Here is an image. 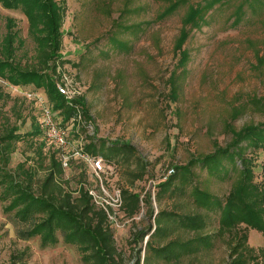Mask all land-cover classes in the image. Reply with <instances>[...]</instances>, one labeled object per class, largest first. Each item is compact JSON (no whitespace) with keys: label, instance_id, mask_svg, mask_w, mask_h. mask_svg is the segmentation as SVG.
Here are the masks:
<instances>
[{"label":"rangeland","instance_id":"1","mask_svg":"<svg viewBox=\"0 0 264 264\" xmlns=\"http://www.w3.org/2000/svg\"><path fill=\"white\" fill-rule=\"evenodd\" d=\"M172 1H59L64 15L62 50L57 54L60 58L55 60L56 66L52 63L49 70L43 71L55 87L67 83L75 95L65 97L66 100L83 103L89 115L87 121L81 119L80 126L73 130L72 144L65 150L68 155L81 146L84 148L93 138L95 142L132 145L141 160L139 164L112 168L101 180L91 175L88 163L79 157H70L71 165L64 166L69 189L85 186L95 191L98 195L95 202L100 207L107 203L113 206L117 191L122 189L141 194L144 202L138 216L130 219L113 207L110 218L125 264H136L134 250L139 248H142L141 264L144 263L145 243L135 244L134 235L153 224L158 211L196 212L186 199L156 200L157 186L168 172L215 148L225 147L232 137L228 128L236 132L264 120L251 103L252 99H264V62L258 61L264 59L262 23L246 12L244 20L232 27L233 19L229 17L237 5L233 1L230 6L210 13L208 24L192 29L188 19L185 20L186 7L166 15ZM188 2L195 5L204 0ZM141 5L146 7L145 11L131 16L129 22L144 23L146 32L128 55L113 53L109 59H103V54L108 52V36L116 30V22L122 23L127 17L125 10H135ZM37 17V10L9 9L0 1V41L7 33V21L14 22V31L24 42L17 51L18 60L30 68L38 66V54L47 44L41 41L44 32L36 37L30 33L31 18L39 30L43 29L42 19ZM38 96L49 105L45 87H14L0 79V130L17 128L15 134L21 138L7 161L0 159L1 174L15 173L27 159L28 165L35 163V149L45 142L42 137L28 135L42 118L43 102ZM241 108H245L244 112L233 119V112ZM56 117L61 121L58 112ZM44 151L49 154L53 150L46 145ZM261 155L258 153L257 164ZM142 165L145 176L135 180L134 175L141 172ZM36 170L34 179L38 182L44 170L40 166ZM254 173L255 181H259V169L255 168ZM3 189L0 185V264H85L78 247L64 243L61 237L58 245L42 247L40 237L29 235L35 221L21 223L14 213L6 212L10 200H1ZM34 189L37 190L35 186ZM230 189V184H215L211 193L223 198ZM258 216L264 227V211ZM217 226L214 216L206 233H215ZM247 233L248 246L258 256L259 263L264 264V233L251 229ZM224 237L213 250L179 264H223L228 257L229 239L228 235Z\"/></svg>","mask_w":264,"mask_h":264},{"label":"trees","instance_id":"2","mask_svg":"<svg viewBox=\"0 0 264 264\" xmlns=\"http://www.w3.org/2000/svg\"><path fill=\"white\" fill-rule=\"evenodd\" d=\"M0 1L9 9L23 7L26 11L37 10V18L41 17L43 29L39 30L31 18L30 33L36 37L39 32H44L45 36L41 41L47 43L38 54V66H22L17 51L23 48L24 42L18 32L14 31V22L8 20L7 33L0 41V79L14 87H45L49 105L56 115L58 112L62 117L60 125L70 128L71 140V134L75 127L80 126L81 119H89L88 112L78 100L67 101L50 78L43 74V71L51 68L52 63L53 67L56 66L54 62L60 58L57 54L62 50L64 15L61 12L63 8L59 6L61 0ZM233 1L237 5L229 17V20L233 19L232 27L244 20L246 12L264 26V0H204L195 5L189 4L188 0H173L165 13L170 15L186 7L185 20L188 19V26L200 29L209 23L210 13L219 11L220 7L230 6ZM145 9L141 5L135 10H125L124 15L128 19L123 18L122 23L116 22V30L108 36V52L103 54V59H109L113 53H131L146 30L144 23L133 24L129 21L131 16L139 15ZM126 36L130 38L122 39ZM258 61L263 63L264 59L259 58ZM251 103L264 116V99H252ZM244 110L245 108L235 110L233 119L239 117ZM17 130H0V159L3 158L4 162L7 161L8 154L15 151L14 144L21 141L20 136L15 134ZM228 131L232 133V137L225 147L215 148L207 155L190 159L185 165L175 166L158 184V202L164 199H186L196 212L158 211L152 219L153 224L134 235L135 244L145 243L143 264H179L186 258L213 250L227 235L228 257L223 264H260L258 256L248 246L247 230L264 233V227L258 222V215L264 211V120L258 124L245 125L236 132L230 128ZM28 135L32 138L42 137L45 142H41L35 149L36 155L33 158L36 159L35 163L31 162L32 165L27 164V159L11 174H1L0 168V185L4 187L1 200H10L6 212L14 213L21 223L35 221L29 235L40 237L44 248L58 245L61 237L64 243L78 247L85 264H125L124 257L117 248L109 217L114 209L109 207L108 214L96 204L90 194L91 190L85 186L74 191L69 189L63 163L65 152L47 142L41 120ZM91 140L93 141L84 148H79L82 154L102 160L107 166L126 167L141 161L132 145L107 143L105 140L95 142L93 138ZM46 145L53 150L49 154L44 151ZM258 153H262L259 164ZM71 158L67 167L71 165ZM39 166L44 170V176L37 182L34 177ZM255 168L260 171L259 181H255ZM144 170L142 165L141 172L134 175L135 180L144 178ZM215 184H230L228 195L222 198L211 193ZM121 198L120 211L124 216L134 219L140 214L144 202L141 194L122 189ZM214 216L217 217V230L215 233H206ZM181 234L192 237L183 238ZM134 251L136 264H141L142 248Z\"/></svg>","mask_w":264,"mask_h":264},{"label":"built area","instance_id":"3","mask_svg":"<svg viewBox=\"0 0 264 264\" xmlns=\"http://www.w3.org/2000/svg\"><path fill=\"white\" fill-rule=\"evenodd\" d=\"M57 89L59 93L65 96L67 99L70 97L72 98L75 95L69 90V86L67 83L58 85ZM38 99L43 102L41 124L43 129L46 131L47 142L50 144H54L55 146L63 149L64 151L69 149V147L72 144L70 140V128L62 127L51 105L46 104V102L40 96H38ZM70 157L83 158L91 168V175L94 178L95 177L98 178L99 180L102 179L103 175H106L108 171L114 168L112 166H107L106 164H104L102 160H95L93 158L86 157L85 155L82 154V151L79 148H77L72 155H68V153L65 151L63 157L64 166L66 167L68 166L67 162L70 159ZM168 173H171V170ZM102 190L104 191L103 185H102ZM102 190L100 189V192H102ZM90 194L91 196H93L94 201H96L98 196L96 192L91 190ZM121 205H122L121 191H117L116 203L113 206L111 203H107V206H102V207L109 214L110 213L109 207H112V209H114L113 207H115L120 210ZM111 216L112 214L109 215L110 218Z\"/></svg>","mask_w":264,"mask_h":264}]
</instances>
